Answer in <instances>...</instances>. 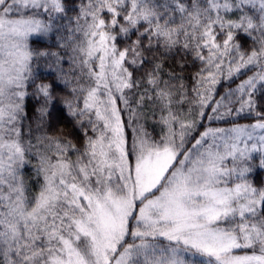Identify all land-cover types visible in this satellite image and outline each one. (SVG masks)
<instances>
[{"label": "snow or ice", "instance_id": "obj_1", "mask_svg": "<svg viewBox=\"0 0 264 264\" xmlns=\"http://www.w3.org/2000/svg\"><path fill=\"white\" fill-rule=\"evenodd\" d=\"M262 172L264 0H0V264H264Z\"/></svg>", "mask_w": 264, "mask_h": 264}, {"label": "trees", "instance_id": "obj_2", "mask_svg": "<svg viewBox=\"0 0 264 264\" xmlns=\"http://www.w3.org/2000/svg\"><path fill=\"white\" fill-rule=\"evenodd\" d=\"M75 2H77V0H69V3H75ZM33 39H36V38H33ZM47 43H51V41H44V42H42L39 46H44L45 44H47ZM177 59H178V57H177ZM169 63H172V61L170 60L169 61ZM65 67H67V65H65ZM195 71V69L194 68H188V69H186V75H188V74H191L192 72H194ZM250 74V73H249ZM50 78V77H49ZM242 79H243V77H242ZM236 83H239V81H236ZM232 87H235V84H233V85H231ZM225 87H227V85H225ZM224 91V89L223 88H221V92H223ZM35 102H33V104H34ZM66 120H67V118L65 117V119L63 120V121H61V123L59 124V125H56L55 124V122H54V127H60V126H64V127H71V125L70 124H67L66 123ZM241 123H246V122H250V121H240ZM218 124H220V125H224V124H222V123H218ZM217 125V124H216ZM149 130L151 131V127H149ZM35 163V162H34ZM26 175L28 176V178H29V180L30 181H32L33 179H34V176H33V173H32V171H31V169L29 168L28 169V171H27V173H26ZM260 177H264V172H262V173H260Z\"/></svg>", "mask_w": 264, "mask_h": 264}, {"label": "rangeland", "instance_id": "obj_3", "mask_svg": "<svg viewBox=\"0 0 264 264\" xmlns=\"http://www.w3.org/2000/svg\"><path fill=\"white\" fill-rule=\"evenodd\" d=\"M213 126H216V127H223V126H225V125H220V124H214ZM239 254H243V253H239Z\"/></svg>", "mask_w": 264, "mask_h": 264}]
</instances>
